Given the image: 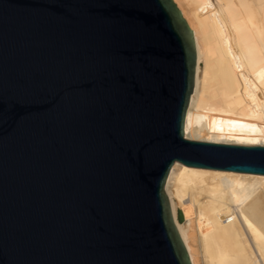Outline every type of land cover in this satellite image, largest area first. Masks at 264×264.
<instances>
[{"label": "water", "instance_id": "95a60500", "mask_svg": "<svg viewBox=\"0 0 264 264\" xmlns=\"http://www.w3.org/2000/svg\"><path fill=\"white\" fill-rule=\"evenodd\" d=\"M196 58L174 0H0V264H191L172 163L264 174L185 137Z\"/></svg>", "mask_w": 264, "mask_h": 264}, {"label": "bare ground", "instance_id": "6f19581e", "mask_svg": "<svg viewBox=\"0 0 264 264\" xmlns=\"http://www.w3.org/2000/svg\"><path fill=\"white\" fill-rule=\"evenodd\" d=\"M174 1L197 57L185 137L264 144V0ZM164 192L191 264H264V174L175 160Z\"/></svg>", "mask_w": 264, "mask_h": 264}, {"label": "rangeland", "instance_id": "374dc122", "mask_svg": "<svg viewBox=\"0 0 264 264\" xmlns=\"http://www.w3.org/2000/svg\"><path fill=\"white\" fill-rule=\"evenodd\" d=\"M262 7H263V9H264V6H262ZM263 9H262V10H263ZM263 11H264V10H263ZM262 14H264V13H262ZM262 19L264 20V16H262ZM259 112H260V111H259ZM261 112H262V111H261ZM261 112H260V113H261ZM260 113L258 114V116L260 115ZM263 113H264V111H263ZM263 115H264V114H263ZM263 115H261V116H263ZM258 118H260V121H261L262 118H263V120H264V117H260V116H259ZM252 119H254V120L256 121V118H255V117H254V118L252 117ZM254 120H252V123H251V124H252V126L254 125V127H256V129H257V128H258V129L260 128L259 125H263V126H264V122H263V120H262V123H263V124L259 121V123H260L259 125H255L256 123H255ZM253 121H254V123H253Z\"/></svg>", "mask_w": 264, "mask_h": 264}]
</instances>
